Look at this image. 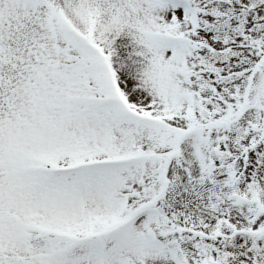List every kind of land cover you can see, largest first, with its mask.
Masks as SVG:
<instances>
[{
	"label": "snow or ice",
	"instance_id": "snow-or-ice-1",
	"mask_svg": "<svg viewBox=\"0 0 264 264\" xmlns=\"http://www.w3.org/2000/svg\"><path fill=\"white\" fill-rule=\"evenodd\" d=\"M0 264H264V0H0Z\"/></svg>",
	"mask_w": 264,
	"mask_h": 264
}]
</instances>
